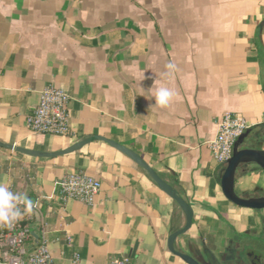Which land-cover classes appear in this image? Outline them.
Returning <instances> with one entry per match:
<instances>
[{
	"label": "crops",
	"instance_id": "1",
	"mask_svg": "<svg viewBox=\"0 0 264 264\" xmlns=\"http://www.w3.org/2000/svg\"><path fill=\"white\" fill-rule=\"evenodd\" d=\"M169 62L177 95L149 110L146 91ZM49 86L71 97V137L27 128ZM227 114L252 125L244 148L264 150V0H0V182L36 203L34 239L45 235L54 264H187L168 248L184 212L123 153L102 141L57 158L8 148L54 154L94 136L139 154L189 203L175 251L264 264V210L226 199V166L208 149ZM73 172L101 181L93 207L61 199L56 185ZM235 189L264 197V171L240 166Z\"/></svg>",
	"mask_w": 264,
	"mask_h": 264
},
{
	"label": "built area",
	"instance_id": "2",
	"mask_svg": "<svg viewBox=\"0 0 264 264\" xmlns=\"http://www.w3.org/2000/svg\"><path fill=\"white\" fill-rule=\"evenodd\" d=\"M71 97L57 86H49L41 92L39 104L27 118V128L33 135L71 137L72 117L69 111ZM249 121L238 114L224 115L218 122V135L208 143L213 159L226 166L233 158L235 145L247 131ZM57 191L66 202L73 200L93 207L103 185L96 177L85 172L67 173L58 181ZM23 220L33 221V215ZM21 222V221H20ZM17 223L13 228L0 227V264H54L44 234L34 239L31 225ZM32 241L34 248L29 249ZM108 264H130L128 258H114Z\"/></svg>",
	"mask_w": 264,
	"mask_h": 264
},
{
	"label": "water",
	"instance_id": "3",
	"mask_svg": "<svg viewBox=\"0 0 264 264\" xmlns=\"http://www.w3.org/2000/svg\"><path fill=\"white\" fill-rule=\"evenodd\" d=\"M250 131H247L242 137L238 140L235 145L234 155L233 158L227 163L226 169L222 178V190L223 194L226 199L234 204L237 207L251 209L254 211H262L264 210V197L259 198H244L237 194L235 185H236V175L237 171L240 166L245 164H256L264 171V150L256 149V148H244V143L246 142L247 137L249 136ZM102 141L109 144L114 149L118 150L119 152L123 153L125 156L130 158L134 161L139 167L144 169L150 177L155 181V183L160 187V189L167 194L171 199H173L179 207L182 209L186 216V226L179 232L174 233L171 235L168 241V248L169 250L182 259L187 264H198L195 260L191 257L184 255L182 253H178L175 251L174 244L176 240L185 234H187L192 225L194 214L191 206L187 203L178 193L169 185L167 184L159 175L158 173L153 170V168L136 152L126 148L125 146L109 140L107 138L101 136H94L85 141L76 143L75 145L71 146L70 148L54 153V154H39L33 151H26L19 148H14L13 146L8 147L9 149H13L15 151L25 153L27 155L37 156V157H47V158H57L60 156H66L70 154H74L80 150H82L85 146L97 142ZM253 264H259L258 262H254Z\"/></svg>",
	"mask_w": 264,
	"mask_h": 264
},
{
	"label": "clouds",
	"instance_id": "4",
	"mask_svg": "<svg viewBox=\"0 0 264 264\" xmlns=\"http://www.w3.org/2000/svg\"><path fill=\"white\" fill-rule=\"evenodd\" d=\"M176 71V64L169 62L165 65V71L156 75L158 78L146 91L152 98L145 97L155 100V104L150 105L149 110L153 108L165 109L173 103L177 93L165 83V80L170 81ZM142 89L144 90V88ZM36 206V203L26 193L14 192L9 184L0 182V227L13 228L25 216L32 215Z\"/></svg>",
	"mask_w": 264,
	"mask_h": 264
},
{
	"label": "trees",
	"instance_id": "5",
	"mask_svg": "<svg viewBox=\"0 0 264 264\" xmlns=\"http://www.w3.org/2000/svg\"><path fill=\"white\" fill-rule=\"evenodd\" d=\"M23 226H27V225H31V222L30 221H26V220H22L20 222ZM260 264V263H259Z\"/></svg>",
	"mask_w": 264,
	"mask_h": 264
}]
</instances>
